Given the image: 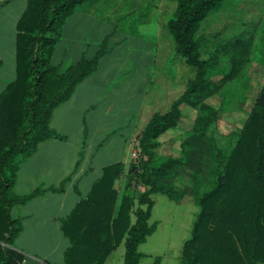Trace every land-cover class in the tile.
<instances>
[{
  "label": "trees",
  "instance_id": "1",
  "mask_svg": "<svg viewBox=\"0 0 264 264\" xmlns=\"http://www.w3.org/2000/svg\"><path fill=\"white\" fill-rule=\"evenodd\" d=\"M94 1L97 0H27L17 21L16 77L0 92V264H21L24 258L11 247L21 229L20 220L11 216L12 206L44 191L41 187L23 195L14 192L21 162L45 139L61 136L50 125L54 109L71 97L79 82L98 69L108 49L103 41L93 55L85 53L66 66L53 61L68 18ZM222 1L172 0L175 5L166 27L193 77L170 108L155 111L137 134L146 157L129 164L123 187L119 188L116 181L125 165L116 162L105 166L89 193L64 219L62 230L70 241L64 252L65 264H104L122 242L123 264H139L144 255L139 244L158 225V221H150L154 194L179 200L186 193L184 188H169L158 179L173 176L175 168L188 165L189 143L214 130L222 105L210 114L197 115L198 123L182 138L179 153L158 158L160 138L178 128L185 105L196 107L203 98L237 80L251 60L264 66V33L254 43L238 37L223 51L229 58L230 71L211 79L208 60L201 56L196 35L202 21ZM202 105L208 107L207 102ZM223 135L228 138L225 144L212 136L216 181L212 188L196 195L200 209L190 237L182 244L180 264L264 263V82L240 128ZM134 180L139 188L133 185ZM160 261L158 255L152 264Z\"/></svg>",
  "mask_w": 264,
  "mask_h": 264
},
{
  "label": "crops",
  "instance_id": "2",
  "mask_svg": "<svg viewBox=\"0 0 264 264\" xmlns=\"http://www.w3.org/2000/svg\"><path fill=\"white\" fill-rule=\"evenodd\" d=\"M26 5L27 0H0V92L16 77V24ZM80 10L65 24L53 55L56 64L66 66L89 52L86 35H81L79 45L76 44L78 39L65 40L71 18L82 15L90 21L95 19L91 13L93 9ZM107 34L109 32L103 37ZM125 41L117 37L103 57L110 55L115 47L123 51ZM157 48L158 44L147 48L152 55L147 66L139 72V84L131 82L134 81L129 75L131 63L110 64L111 67L108 63V68H103L102 57L98 69L79 82L71 97L54 109L50 125L61 136L45 139L21 162L13 185L14 192L19 195L44 188L43 192L11 208V216L21 222V229L11 245L24 255L21 264H65L64 252L70 241L62 230L64 219L89 193L105 166L116 162L125 165L116 181L119 188L123 187L131 163V146L137 134L155 111L170 108L176 99L173 94L178 90L182 94L185 90V79L177 80L171 73L167 79L172 81L163 82L159 88L153 85ZM96 50L87 54L93 55ZM163 136L159 148L170 145L169 141L163 142ZM183 167L175 168L173 176L177 171H184ZM138 248L140 250V246ZM111 253L104 264L110 263ZM179 254L178 251L174 256L176 264H179ZM141 262L142 258L139 264Z\"/></svg>",
  "mask_w": 264,
  "mask_h": 264
},
{
  "label": "rangeland",
  "instance_id": "3",
  "mask_svg": "<svg viewBox=\"0 0 264 264\" xmlns=\"http://www.w3.org/2000/svg\"><path fill=\"white\" fill-rule=\"evenodd\" d=\"M174 5L172 0L88 2L81 9H93L91 13L95 19L90 21L82 15L71 18L66 28L65 40L72 42L78 39L76 44L79 45L81 35H86L89 41L87 53L90 54L98 49L103 41L110 47L117 37H122L126 40L122 46L123 51L115 47L110 55L103 57V68L108 63L109 67L110 64L119 66L131 63L129 75L134 79L131 82L138 84L139 72L147 66L152 55L151 50L147 48L152 44L154 46L158 44L155 53L158 63L155 62L157 64L154 67L153 85L159 88L163 82L169 83L172 80L167 79V75L171 73L177 80L185 79L186 89L188 79L193 77L189 69L191 67L187 65L184 57L177 53L173 35L166 27L167 20L172 17ZM263 31L264 0H223L219 7L212 9L202 21L196 35L201 56L208 60L211 79L216 80L230 71V63L226 60L229 58L223 52L226 46L238 37L257 42ZM107 32L109 37L104 40L107 35L103 36ZM59 55L60 53L57 54L58 60ZM230 56L232 54H229ZM246 66L237 80L229 81L212 96L203 98L200 105L196 107L185 105L183 107L185 114L178 128L163 136V142L169 141L167 144L170 145L158 149V158L162 154L179 153L182 138L198 123L197 115L200 112L210 114L212 110L220 109L222 105L214 130L205 137L196 138L189 143L191 153L188 155V165L183 167L184 171H177L174 176L158 179L159 183L169 188H173V184L178 189L184 188L186 193L179 200H173L163 193L154 194L155 204L150 221H158V225L139 245L140 250L146 253L141 264H152L158 255L161 256L160 264H176L174 256L180 252L184 240L190 237L194 219L200 209L196 195L212 188L216 181L214 171L216 155L212 147V136L219 144L227 143L228 138L223 134L240 128L264 82V66L256 60H251ZM180 95L181 92L178 90L173 94V98ZM204 102H207L208 107L202 105ZM124 251L125 246L122 242L113 249L109 264H122Z\"/></svg>",
  "mask_w": 264,
  "mask_h": 264
},
{
  "label": "built area",
  "instance_id": "4",
  "mask_svg": "<svg viewBox=\"0 0 264 264\" xmlns=\"http://www.w3.org/2000/svg\"><path fill=\"white\" fill-rule=\"evenodd\" d=\"M146 156L141 152L137 139H135L131 146V163H139L141 159H144ZM133 185L140 187L139 183L136 180L133 181Z\"/></svg>",
  "mask_w": 264,
  "mask_h": 264
}]
</instances>
